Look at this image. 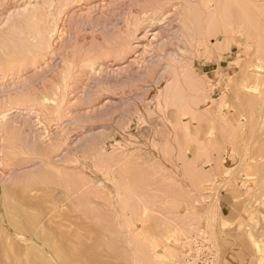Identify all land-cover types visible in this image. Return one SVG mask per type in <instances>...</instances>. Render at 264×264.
<instances>
[{
  "label": "rangeland",
  "instance_id": "obj_1",
  "mask_svg": "<svg viewBox=\"0 0 264 264\" xmlns=\"http://www.w3.org/2000/svg\"><path fill=\"white\" fill-rule=\"evenodd\" d=\"M44 1L0 0V264H264V0Z\"/></svg>",
  "mask_w": 264,
  "mask_h": 264
},
{
  "label": "bare ground",
  "instance_id": "obj_2",
  "mask_svg": "<svg viewBox=\"0 0 264 264\" xmlns=\"http://www.w3.org/2000/svg\"><path fill=\"white\" fill-rule=\"evenodd\" d=\"M47 1V0H46ZM46 1H44L45 3H46ZM209 1V0H208ZM252 1V0H251ZM226 2H227V0H226ZM253 3V2H252ZM219 4H221V3H219ZM254 4V3H253ZM51 4H49V6H50ZM184 5V4H183ZM186 6V5H185ZM197 6V5H196ZM195 6V7H196ZM234 6V5H233ZM232 6V7H233ZM254 6V5H253ZM198 7V6H197ZM41 8H43V7H41ZM181 8V7H180ZM194 8V7H193ZM248 8H249V6H248ZM160 9V8H159ZM195 9V8H194ZM233 9L235 10V7H233ZM233 9H232V12H233ZM39 10H40V8H39ZM157 10V9H156ZM180 10V9H179ZM201 10V9H200ZM37 11V10H36ZM19 12V11H18ZM33 12V11H32ZM35 12V11H34ZM182 12V11H181ZM187 12H189V11H187ZM215 12V11H214ZM235 12V11H234ZM183 13V12H182ZM30 14V13H29ZM145 14V13H144ZM187 14V13H186ZM186 14H185V16H186ZM235 14V13H234ZM31 15H33V13H31ZM36 15V17H38L37 16V14H35ZM188 15V14H187ZM34 16V15H33ZM143 16V15H142ZM149 16V15H148ZM235 16V15H234ZM31 17V16H30ZM35 17V18H36ZM189 17V16H188ZM24 18V17H23ZM34 17H32V18H30V19H33ZM187 18V17H186ZM185 18V20H184V18H183V20L184 21H186V22H179V23H181V24H184L183 26H184V31L186 32V29H187V31H190L189 29H191L192 27L190 26V23H187V20L189 19H186ZM236 19H237V17H236ZM25 21H26V19H25ZM35 21V20H34ZM140 21H142L141 19H140ZM28 22V21H27ZM26 22V23H27ZM144 22V21H143ZM189 22V21H188ZM190 22H192V21H190ZM136 23H137V21H136ZM142 23V22H141ZM196 23V22H195ZM199 23V22H198ZM136 25V24H135ZM138 25V24H137ZM192 25H193V23H192ZM200 26V25H199ZM10 27V26H9ZM29 27V26H28ZM181 28V29H182ZM198 28H200V27H198ZM10 29V28H9ZM12 29V28H11ZM29 29V28H28ZM42 30V29H41ZM194 30V29H193ZM37 31V30H36ZM182 32H183V30H181ZM30 32V31H29ZM181 32V33H182ZM39 33V32H38ZM188 33V32H187ZM30 34V33H29ZM36 34H37V32H36ZM184 34V33H183ZM188 34H190V33H188ZM192 34V33H191ZM190 34V35H191ZM42 35V34H41ZM130 35V34H129ZM34 36V35H33ZM184 36H186V34H184ZM193 36V35H192ZM32 37V36H31ZM191 37V36H190ZM194 37V36H193ZM192 38V37H191ZM32 39V38H31ZM46 39V38H45ZM186 39H188V38H186ZM194 39V38H193ZM36 40V39H35ZM42 40V39H41ZM47 40V39H46ZM45 40V41H46ZM50 42V41H49ZM36 44V43H35ZM45 45V44H44ZM46 46V45H45ZM3 47V46H2ZM49 47V46H48ZM131 47H133V46H131ZM192 47V46H191ZM26 48H27V46H26ZM182 48V47H181ZM30 49V48H29ZM121 49V48H120ZM130 49V48H129ZM129 49H128V51H129ZM183 49H186V47L185 48H183ZM187 49H189V48H187ZM27 51V50H26ZM117 51V50H116ZM120 51V50H119ZM122 51V50H121ZM183 51V50H182ZM114 52V51H113ZM126 52V51H125ZM122 54V53H121ZM120 54V55H121ZM175 54V53H174ZM8 55V54H7ZM15 55V54H14ZM176 55V54H175ZM109 56V55H108ZM117 56H119V54L117 55ZM97 57V56H96ZM114 57V56H113ZM172 57H174V56H172ZM121 59V58H120ZM177 59V58H176ZM91 60V59H90ZM96 60V59H95ZM174 60H175V58H174ZM14 64H15V62H14ZM13 64V65H14ZM18 65V64H17ZM10 65H8V67H9ZM2 67V66H1ZM67 67V66H66ZM125 68V67H124ZM13 68H11V70H12ZM15 69H13V71H14ZM18 70V69H17ZM70 70H71V68H70ZM120 70H121V68H120ZM5 71V70H4ZM9 72V71H8ZM69 74H71L70 72H69ZM64 81V80H63ZM168 82V81H167ZM63 83V82H62ZM61 83V84H62ZM64 83H68V81L67 82H64ZM175 84V83H174ZM65 85V84H64ZM61 87H63V86H61ZM67 87V86H66ZM167 87V86H166ZM165 89V88H164ZM163 89V90H164ZM167 89V88H166ZM162 90V89H161ZM97 91V90H96ZM164 91H167V90H164ZM229 92V91H228ZM159 93V92H158ZM161 95V94H160ZM247 95V94H246ZM171 96V95H170ZM176 97V96H175ZM179 98V97H178ZM49 99V98H48ZM161 99H164V97L163 98H161ZM171 99H172V97H171ZM45 100V99H44ZM159 100H160V97H159ZM36 101V100H35ZM42 101V100H41ZM56 101H58L57 99H56ZM157 101H158V98H157ZM162 101H165V100H161V102L160 101H158V103L156 102V104H158V107H159V109L162 107ZM160 102V103H159ZM42 103V106H45L46 107V105H44L45 103H43V101L41 102ZM164 104H169V103H164ZM49 105H51V104H49ZM48 105V106H49ZM61 105V104H60ZM165 105V106H166ZM156 106V105H155ZM40 107V106H39ZM50 107V106H49ZM53 107V106H52ZM62 107V105L61 106H59L58 104H57V106L54 108V112H55V114H57V112H58V109H60ZM158 107H157V109H158ZM47 108V107H46ZM156 108V107H155ZM166 108V107H165ZM42 109V108H41ZM153 110V109H152ZM161 111H164V110H162V108H161ZM53 112V113H54ZM49 113V112H48ZM55 116V115H54ZM57 117V116H56ZM173 124V123H172ZM153 132V131H152ZM12 142V141H11ZM116 143V142H115ZM115 143H114V145H115ZM119 143V142H118ZM110 144V143H109ZM127 144V143H126ZM110 146H113L112 144L110 145ZM166 146V145H165ZM116 147V146H115ZM42 154V153H41ZM105 154V153H104ZM115 154V153H114ZM100 155V154H99ZM50 156V155H49ZM121 156V155H120ZM123 156V155H122ZM161 156V155H160ZM97 157H98V155H97ZM1 158V157H0ZM14 158V157H13ZM94 159V158H93ZM105 159H106V157H105ZM105 159H103V161L105 160ZM12 160V159H11ZM43 160V159H42ZM47 160V159H46ZM97 160V159H96ZM116 160V159H115ZM164 160V159H163ZM15 162V161H14ZM20 162V161H19ZM51 162V161H50ZM129 162V161H128ZM17 163V162H16ZM156 163V162H155ZM47 164V163H46ZM122 165V164H121ZM154 165V164H153ZM156 165H158V164H156ZM161 165V164H160ZM30 166V165H29ZM113 166V165H112ZM159 166H157V168H158ZM72 168V167H71ZM70 169V168H69ZM133 169V168H132ZM161 169V168H160ZM125 170V169H124ZM59 171V170H58ZM103 171V170H102ZM142 171H144V170H142ZM152 171V170H151ZM151 171H149V173L151 172ZM154 171V170H153ZM78 172V171H77ZM122 172V171H121ZM139 172V171H138ZM145 172V171H144ZM155 172V171H154ZM154 172H153V175H154ZM157 172V171H156ZM38 174H33V176L32 177H34V178H32V179H35V177H36V175H37V177H39V176H41V174H39L40 172L38 171L37 172ZM50 173V172H49ZM55 174V173H54ZM107 174V173H106ZM122 174V173H121ZM147 174V173H146ZM29 175V174H28ZM27 175V176H28ZM132 175V174H131ZM50 176V175H49ZM139 176H141V175H139ZM152 176V175H151ZM159 176V175H158ZM164 176V175H163ZM163 176H161L162 178H163ZM31 177V176H30ZM42 177V176H41ZM58 177V176H57ZM79 177V176H78ZM123 177V176H122ZM43 178L44 179H46L47 180V178H46V175L45 176H43ZM134 178V177H133ZM27 178L25 177V180H26ZM31 179V180H32ZM44 179H43V181H44ZM58 179H60V178H58ZM62 179V178H61ZM123 179V178H122ZM128 179V178H127ZM136 179V178H135ZM140 180V179H139ZM150 180H151V178H150ZM42 181V182H43ZM41 182V183H42ZM45 182V181H44ZM89 182V181H88ZM92 182V181H91ZM150 182V181H149ZM47 183V181L45 182V184ZM55 183V182H54ZM144 183V182H143ZM151 183V182H150ZM48 184V183H47ZM51 184V183H50ZM53 185V184H52ZM56 185V184H55ZM82 185H84V184H82ZM87 185V184H86ZM88 185H90V184H88ZM144 185V184H143ZM70 186V185H69ZM95 186H97V185H95ZM140 186V185H139ZM55 187V186H54ZM57 187V186H56ZM88 187V186H87ZM90 188H92V186L90 185L89 186ZM88 187V188H89ZM142 187V186H141ZM129 188V187H128ZM139 188V187H138ZM143 188V187H142ZM71 189V188H70ZM84 189V188H83ZM31 191V190H30ZM71 191V190H70ZM77 191V190H76ZM130 191V190H129ZM43 192V191H42ZM74 192H75V190H74ZM97 192H99V191H97ZM102 192H104V191H102ZM126 192V191H125ZM90 193H91V191H90ZM94 193V192H93ZM113 193V192H112ZM127 193V192H126ZM136 193V192H135ZM135 193H134V195H135ZM138 193V192H137ZM28 194V193H27ZM62 194H64V191L62 190ZM93 195V194H92ZM102 195V194H101ZM133 195V196H134ZM139 195V194H138ZM47 196V195H46ZM62 196V195H61ZM100 196V195H99ZM140 196V195H139ZM145 196H147L146 194H145ZM101 197V196H100ZM113 197V196H112ZM135 197V196H134ZM42 198V195H41V197H40V199ZM45 198V197H44ZM47 198L48 199H51V198H49V197H46L45 199H46V201H48L47 200ZM135 198H137V197H135ZM45 199H43L42 201H44ZM74 199V198H73ZM101 199H103V197L101 198ZM113 199H114V197H113ZM140 199V198H139ZM31 200V199H30ZM62 200V199H61ZM107 200V199H106ZM141 200V199H140ZM34 201V200H33ZM41 201V202H42ZM50 201V200H49ZM60 201V200H59ZM58 201V202H59ZM141 201H143V200H141ZM140 201V202H141ZM148 202V201H147ZM147 202H145L144 201V203L146 204ZM152 202V201H151ZM151 202H149L150 204H151ZM23 203V202H22ZM43 203H45V202H43ZM53 203V202H52ZM143 202H141V204H144ZM153 204H155L154 203V201L152 202ZM13 204V203H12ZM59 204H60V202H59ZM80 204V203H79ZM86 204V203H85ZM145 204L144 205H142L143 207H142V209H141V212L138 214L139 215V218H138V220L137 221H141V223L142 222H144L145 223V221H146V219H147V217L148 216H145V214H146V212L148 211L147 209H146V206H145ZM44 205V204H43ZM84 205V204H83ZM100 205H102V204H100ZM115 205V204H114ZM138 205V204H137ZM86 206V205H85ZM116 206H118L117 204H116ZM115 206V207H116ZM134 206V205H133ZM135 206H136V204H135ZM49 207V206H48ZM87 207V206H86ZM102 207V206H101ZM136 207H138L139 208V206H136ZM135 207V208H136ZM172 207V206H171ZM44 208L46 209L47 208V205H44ZM57 208H58V203L56 202V203H53L52 205H51V208L49 207V208H47V212L48 213H50V214H48L47 212L45 213V214H43L42 216H41V218H40V220H39V218H36L37 219V222L35 221L36 219H34V221L36 222L35 223V225L38 223V226L39 227H42L41 229H42V231L41 232H37L35 229H37L36 227L37 226H35L33 229H29V228H22L21 230L20 229H17L16 227L15 228H13V227H11V225H10V223H9V221L7 222V221H5L6 223V227H7V229L9 230V231H11V234L14 236V237H16V239H19V240H21V241H24V242H27V241H29V242H31V243H35V244H38L39 246H41L48 254H51L49 251H48V248H47V243H49V242H51L52 241V238L51 237H49L47 234H46V229H47V225H48V227L49 226H53V225H51L52 223V219L54 218V216H53V218L51 219V217H49L50 215H51V213L53 214V211H56L57 210ZM117 208V207H116ZM115 208V210H117ZM149 209V208H148ZM49 210V211H48ZM153 210V209H152ZM58 211V210H57ZM149 211H151V210H149ZM117 212H118V210H117ZM60 213V212H59ZM61 213L63 214L64 212L61 210ZM134 213V212H133ZM150 213V212H149ZM149 213H147L146 215H149ZM160 213V212H159ZM47 214L49 215V216H47ZM174 214V213H173ZM177 214V213H176ZM56 215V214H55ZM180 215V214H179ZM3 216V215H2ZM27 216V215H26ZM36 216V215H35ZM52 216V215H51ZM57 216V215H56ZM55 216V217H56ZM59 217V216H58ZM65 218H67L66 216H64ZM69 217V216H68ZM133 217H135V216H133ZM138 217V216H137ZM137 217H136V219H137ZM165 217V216H164ZM57 218V217H56ZM146 218V219H145ZM150 218V217H149ZM172 218V217H171ZM174 218H176V217H174ZM12 219V218H11ZM46 219L48 220V219H51V222H50V220L49 221H47V223L45 222L46 221ZM58 219V218H57ZM57 219H55V221H57ZM63 218H59V220H58V222L60 221V220H62ZM134 220H135V218H134ZM134 220H133V222H132V226L135 224V222H134ZM2 221H3V219H2ZM62 221H64V219L62 220ZM62 221H60L61 223H62ZM67 221H68V219H67ZM74 221V220H73ZM136 221V220H135ZM163 221V220H162ZM172 221V220H171ZM4 222V221H3ZM28 223H29V221H27ZM49 222V223H48ZM58 222H57V224H58ZM15 223V222H14ZM64 223V222H63ZM129 223V222H128ZM134 223V224H133ZM137 223H139V222H137ZM140 223V224H141ZM143 223V224H144ZM22 224V223H21ZM27 224V223H26ZM75 224H76V222H75ZM143 224H141V226L140 227H142L143 226ZM28 225V224H27ZM82 225V224H81ZM170 225V224H169ZM168 225V226H169ZM174 225H175V223H174ZM117 226V225H116ZM136 226V225H135ZM145 226V225H144ZM143 226V227H144ZM179 226V225H178ZM185 226V225H184ZM5 226H3L2 227V229L4 228ZM57 227V226H56ZM55 225L52 227V229L54 228V230L53 231H55ZM81 227V226H80ZM90 227V226H89ZM142 227V228H143ZM171 227V226H170ZM58 228V227H57ZM82 228V227H81ZM115 228V227H114ZM176 229H174L173 228V231H174V233H175V235H176V238H177V240H184V238L186 237V235H183V231H181V229L179 228V227H175ZM91 229V228H90ZM134 229V228H133ZM145 229V228H144ZM168 229V228H167ZM171 229V228H170ZM140 230V229H139ZM4 232H7L6 230L4 231ZM10 233V232H9ZM60 233V232H59ZM63 233H66L67 234V231H65V232H63ZM69 233V232H68ZM173 233V232H172ZM160 234V233H159ZM158 234V235H159ZM72 235V234H71ZM70 234H68L67 235V237L69 236V238H70V236H71ZM95 235H96V233H95ZM163 235V234H162ZM161 234L159 235V236H162ZM164 235H165V233H164ZM196 235V234H195ZM7 236H9L10 237V234L9 235H7ZM59 236H61V235H59ZM58 236V237H59ZM183 236V237H182ZM87 237V236H86ZM200 237H203V236H191V237H189V239H187V237H186V239H185V241H186V244H187V247H186V249H188V247L190 246V244H189V242L191 241V239L193 240V239H196V238H198V239H200ZM61 240L60 241H62V238L61 237H59ZM64 238V237H63ZM71 238H72V236H71ZM160 239H161V237H159ZM205 238V237H204ZM65 239V238H64ZM73 239V238H72ZM66 240H68V239H66ZM80 241V240H79ZM126 241V240H125ZM207 243H209V245H210V248H211V251H212V254H213V263L212 264H214V253H213V249H212V247H211V244H210V242L209 241H207V240H205ZM141 242V241H140ZM180 242H182V241H180ZM52 243V242H51ZM29 244V243H28ZM64 244V243H63ZM67 244V242L65 243V245ZM82 244V243H81ZM147 244V243H146ZM64 245V246H65ZM70 244H68L67 245V247H66V249L68 250V251H70V252H72L71 251V249H72V247H69V249H68V246H69ZM54 246V245H53ZM82 246V245H81ZM144 246V245H143ZM90 247V246H89ZM145 247V246H144ZM84 249H85V247H84ZM131 249H132V247H131ZM53 250V249H52ZM73 250V249H72ZM118 250V249H117ZM152 250V249H151ZM74 251V250H73ZM133 251H134V249H133ZM75 253L77 252V251H74ZM74 252H72L73 254H74ZM72 253H69L70 254V256H71V254ZM79 253V252H78ZM98 253V252H97ZM134 253V252H133ZM79 254H81V253H79ZM79 254H77V255H79ZM135 255V254H134ZM41 256V255H40ZM92 256H94V255H92ZM49 257V256H48ZM182 258V257H181ZM185 258H187V253H186V251H185V254H184V257H183V263L184 264H186L184 261H185ZM54 259V258H53ZM134 259V258H133ZM53 261V260H52ZM58 261V260H57ZM75 261V260H74ZM86 261V260H85ZM100 262V261H99ZM48 263V262H47ZM53 263L55 264V262L53 261ZM159 263H161V262H159ZM70 264H73V263H70ZM133 264H135V262H133ZM164 264H169V262L168 263H164Z\"/></svg>",
  "mask_w": 264,
  "mask_h": 264
},
{
  "label": "built area",
  "instance_id": "obj_3",
  "mask_svg": "<svg viewBox=\"0 0 264 264\" xmlns=\"http://www.w3.org/2000/svg\"><path fill=\"white\" fill-rule=\"evenodd\" d=\"M204 237L200 239H191L190 246L186 249L187 258H185L186 264H212L213 254L209 243L205 241Z\"/></svg>",
  "mask_w": 264,
  "mask_h": 264
}]
</instances>
